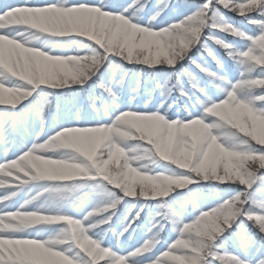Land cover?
Returning a JSON list of instances; mask_svg holds the SVG:
<instances>
[{"label":"snow or ice","instance_id":"snow-or-ice-1","mask_svg":"<svg viewBox=\"0 0 264 264\" xmlns=\"http://www.w3.org/2000/svg\"><path fill=\"white\" fill-rule=\"evenodd\" d=\"M150 3H0V264H264V0H156L150 16L158 19L139 20ZM229 13L241 17V23ZM29 33L31 40L25 39ZM70 38L80 48L73 54L57 52ZM209 40L224 50L234 78ZM194 45L200 54L190 56ZM159 64L180 69L155 71ZM116 68L131 81L127 98L124 87L116 86ZM93 77L87 100L95 115L85 118L78 94L64 90L83 88ZM136 85L145 93L171 89L183 106L175 101L140 105L132 90ZM95 88L99 96L93 95ZM53 95L57 111L67 95L79 106L67 110L63 123L53 116L49 128L43 113ZM37 99L45 101L43 108ZM22 101L29 103L18 107ZM234 113L243 136L233 126ZM237 136L243 147L234 142ZM137 150L150 153L154 162L147 167L132 162ZM7 176L20 183L9 185L2 178ZM81 188L104 199L80 219L54 207L66 199L63 194ZM185 188L183 200L173 198L175 206L157 199ZM25 189L28 198L21 196ZM198 196L206 202H198ZM125 197L144 203L134 214L128 209L121 231H94L110 224ZM154 201L159 203L143 225L137 224ZM221 224L227 229L235 224L237 230L218 244L225 232ZM37 227L57 229V234L34 236L30 230ZM140 227L143 238L130 249L117 250L106 242L108 231L119 242ZM166 229L175 239L158 248ZM233 236L239 246L233 243L229 251L226 243Z\"/></svg>","mask_w":264,"mask_h":264},{"label":"trees","instance_id":"trees-1","mask_svg":"<svg viewBox=\"0 0 264 264\" xmlns=\"http://www.w3.org/2000/svg\"><path fill=\"white\" fill-rule=\"evenodd\" d=\"M156 2V0H151V6L152 4H154ZM173 2H177V0H173ZM185 0H179V3H184ZM188 2L190 3L191 0H188ZM229 15V14H228ZM231 16V15H229ZM233 20L234 22L236 23H241L242 21V18L241 17H233ZM217 32H219V30H216ZM249 31H251L250 27H249ZM206 32H205V36H206ZM220 36H222L223 38H225L226 40H232V39H235L234 37H232L230 34H224V33H220ZM208 44L216 51V53L220 56L221 53L225 54L224 50L222 48H220L219 46L215 45L214 42L212 40H209L207 41ZM201 43H203V38L201 40ZM71 44L74 46V53L76 52L77 49L80 48V43L77 42V40L75 39L73 42H71ZM67 47H70L69 44H66L65 43V48ZM70 49V48H69ZM201 51L203 52V50L201 49ZM200 53H191L189 54L190 56H196V55H199ZM203 55L204 56H207V52H203ZM226 55V54H225ZM225 59H228V57L224 56ZM209 60H211V58H209ZM185 64V67H187V62H184ZM160 65H154V68L155 71H166V72H170V71H179L180 69V65L177 66L176 69H167V68H163V67H159ZM159 67V68H157ZM119 70V69H118ZM101 71H104V69L102 68ZM109 71L111 72V69H109ZM120 70L118 71V73H113V77H114V80H118L119 79V75H120ZM94 80L92 82L88 81L84 86V88H81L79 86H74L72 89H69L68 92L66 93H76L78 94L80 100L83 102V107L85 108L86 106V103L88 102L87 100V97L89 95V91H90V85L93 84L94 81H96V77H93ZM173 84L175 82V78H173ZM131 84V81L130 79L129 80H126V83H125V86H124V91H129L130 90V87L129 85ZM142 90V89H141ZM100 89L99 88H95L94 91H93V95H96L98 96L97 94L99 93ZM142 94V93H141ZM174 96L178 97V93L174 92L173 93ZM159 92H158V89L156 91V93L154 94L155 98H158L159 96ZM50 104H49V107L47 108L48 110V116H53L54 114L56 113H59L60 115H65L67 114V110L68 109H71L72 112H75V107H73L74 104H76V106H79V104L77 103L75 97H73L72 95H67L66 97H64L63 99H61L59 101V105H60V108H59V111H57V104H58V101H57V98L56 96H50ZM36 103H38V99L36 100ZM176 110V109H175ZM174 110V111H175ZM241 136H243L244 134L243 133H240ZM245 139H248L247 137H245ZM250 140V139H248ZM251 145L254 146V147H261L260 145H257L256 142H253L251 141ZM249 164H252V162H249ZM254 167L258 168L259 165L258 163L254 164L253 165ZM157 171H160V169H157ZM212 182H215V181H212ZM207 183V182H205ZM259 183V182H258ZM189 187H192V188H198L199 186L198 185H193V186H189ZM223 187V186H222ZM233 188L237 189V190H240L239 189V186L238 185H233L232 186ZM139 190V187H137V191ZM183 191V192H181ZM75 197H74V200L77 202V201H80V194L76 192H73ZM187 193V189H174V192L169 196V197H158L157 199L158 200H165L167 199L170 203H172L174 206H175V201H174V197L180 199V200H183L184 198V194ZM198 199V202H206L202 197L198 196L197 197ZM144 202L143 201H140V202H137V200H135L134 197H125V200L117 206V209L115 210L116 212V215L113 216V224H116L118 222H120L122 220V218L125 216V214H128V209L129 208H132V214H134L136 211L139 210V207H140V204H143ZM159 201H154V202H150V206L151 207H146L145 208V211L144 213L141 214V220L137 221V224L139 225H143L144 223V217L147 213H149V211L151 210H154V206L156 204H158ZM133 205H136V207H132ZM187 209H188V212L189 214H191V205H187ZM100 218L99 217H96L95 220L96 222H98ZM109 227V225H101L100 228H98V230H104L105 228L107 229ZM169 227H171L169 225ZM226 228V226H223ZM113 228V226L111 227ZM227 229V228H226ZM237 228H236V225L233 224V227L231 229H227L223 234L222 236L220 237L219 240L216 241V243H220L221 240H223L225 237H229L230 236V233L236 231ZM140 232H143V227H140V228H137V231H136V236L138 237L140 235ZM161 241L164 242L165 240L167 239H172V236L174 234H172L168 229H166L164 232H162L161 234ZM135 236V239L137 240L138 238ZM257 238L259 239V236H257ZM113 241L116 242V239L115 237H113ZM235 243L237 246H239V241L236 240V238L233 236L231 237L227 243H226V247L229 251H232L233 248H232V244Z\"/></svg>","mask_w":264,"mask_h":264},{"label":"clouds","instance_id":"clouds-1","mask_svg":"<svg viewBox=\"0 0 264 264\" xmlns=\"http://www.w3.org/2000/svg\"><path fill=\"white\" fill-rule=\"evenodd\" d=\"M138 19L139 20H144V15L143 14L140 15L138 17ZM149 19H152L153 22H155V19H158V17L153 18V17H151L149 15L147 20H149ZM260 27L264 28V24L260 25ZM25 39H29V40L33 39L32 34H30V33L26 34ZM196 39H197V42H198L199 38L197 37ZM118 69L120 70V73H122V69H120V68H118ZM115 71H116V69H115ZM126 79H127V77L125 75L120 74L119 75V79L116 81V86L118 88H123L124 85H125ZM129 87H131V84L129 85ZM132 90H133V92H135L134 99L136 100V102H141L142 101V103L145 104V105H151L153 103L154 94L157 91V90H150L147 93L143 92V95H142L141 94V86L140 85H136L135 88H133ZM159 96L162 98L161 105H163L164 103H167L169 97L171 96V89H168L167 92L159 90ZM114 99H119V97L116 96V97H114ZM49 104H50V101L47 103L45 109H47L49 107ZM231 119L236 121V123L233 126L235 128H237L240 133H243L245 131V129H244L243 124H241L240 121H239V114L238 113L232 114ZM260 127H261L262 130H264V123H262L260 125ZM234 142L239 144V145H241L242 147L244 146L243 141L240 139L239 136H237V138H236V140ZM130 159H131L132 162H134V163H136L138 165H141V166H145V167L149 166L151 163L154 162L152 155L150 153H147V152L143 151V150H137V151L133 152L131 154ZM36 219H37V221H43V220H45L47 218L37 217ZM163 219H169V218L168 217H163ZM171 222L172 221L169 219V223H171ZM238 240L240 241L241 244L246 243V241L244 240V237L242 235L238 236Z\"/></svg>","mask_w":264,"mask_h":264},{"label":"rangeland","instance_id":"rangeland-1","mask_svg":"<svg viewBox=\"0 0 264 264\" xmlns=\"http://www.w3.org/2000/svg\"><path fill=\"white\" fill-rule=\"evenodd\" d=\"M4 2V0H0V3H3ZM229 15H233V16H235V14H233V13H229ZM205 34V33H204ZM203 38V37H202ZM66 40H68V39H66ZM197 47H199V45H196V46H194V47H192V48H190L189 49V54H191V53H193L194 51H197ZM57 52H60V51H62V49H60V50H56ZM187 62V61H186ZM160 66L159 67H163V68H167L168 69V66L167 65H164V64H159ZM178 66V65H177ZM116 71H118V68H116ZM13 79H15V78H13ZM64 91H66V90H64ZM23 103H25V104H28L29 102L28 101H22L21 102V105H18V107L19 106H21V107H24V105H22ZM63 123V122H62ZM38 130V129H37ZM31 136H29L28 137V140L30 141L31 140ZM44 137H42V139H43ZM248 139H250L251 140V138L250 137H247ZM253 142H255V141H253ZM261 146V145H260ZM54 158V157H53ZM134 166V165H133ZM21 176L23 175L22 173L20 174ZM3 179H5L6 180V182L9 184V185H13V184H19L20 183V181L19 180H17V179H15L14 178V176H7V177H2ZM53 183H56V182H53ZM1 191H3V189H1ZM28 192H29V189H25L24 190V192H22L21 193V196L22 197H24V198H28ZM87 196H88V200H89V205L87 206V209H86V212L85 213H83V214H80V215H77V214H75V213H78V209H77V206L76 205H73L72 204V202H66V203H62L61 205H59V206H56L55 208L57 209V210H59V211H63V212H65V213H67V214H69L70 216H72V217H75V218H77V219H80V218H82L83 217V215H85L88 211H91L92 209H93V207L100 201V200H102V199H104L103 197H100L99 195H97L95 192H93L92 191V193H90V194H87ZM88 200L86 201V203L88 202ZM37 204H41V203H43V200H40V201H37L36 202ZM85 203V204H86ZM92 222L94 223V221L92 220ZM221 226L223 227L224 225L223 224H221ZM121 228H122V225L120 224L117 228H116V233H118V232H120L121 231ZM227 229L225 228V231H226ZM31 231V233H32V235H38V234H40L43 238H47V237H49V236H54V235H56L57 234V229H54V228H47V229H44L43 231L40 229V228H33V229H31L30 230ZM95 231V230H94ZM126 234V233H125ZM124 234V235H125ZM124 237V236H123ZM123 237H121V238H123ZM112 245V244H111ZM113 247L114 248H116L114 245H113ZM120 247H123V248H126V249H130L129 248V245L128 244H125L123 241H120V246H119V248ZM119 248H116L117 250H119ZM101 264H103V261H101Z\"/></svg>","mask_w":264,"mask_h":264}]
</instances>
